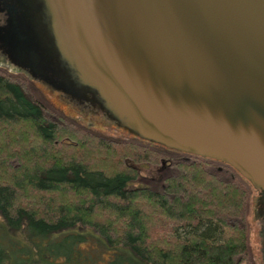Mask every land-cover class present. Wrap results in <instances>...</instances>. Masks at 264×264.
<instances>
[{
	"label": "water",
	"instance_id": "1",
	"mask_svg": "<svg viewBox=\"0 0 264 264\" xmlns=\"http://www.w3.org/2000/svg\"><path fill=\"white\" fill-rule=\"evenodd\" d=\"M11 2L0 47L18 68L51 85L59 62L137 138L264 193V0Z\"/></svg>",
	"mask_w": 264,
	"mask_h": 264
},
{
	"label": "trees",
	"instance_id": "2",
	"mask_svg": "<svg viewBox=\"0 0 264 264\" xmlns=\"http://www.w3.org/2000/svg\"><path fill=\"white\" fill-rule=\"evenodd\" d=\"M137 140L66 121L0 71V264H242L248 188ZM164 161L161 188L130 187Z\"/></svg>",
	"mask_w": 264,
	"mask_h": 264
},
{
	"label": "rangeland",
	"instance_id": "3",
	"mask_svg": "<svg viewBox=\"0 0 264 264\" xmlns=\"http://www.w3.org/2000/svg\"><path fill=\"white\" fill-rule=\"evenodd\" d=\"M38 20L42 22L43 18L39 16ZM41 26L43 28H41V31H43L42 34L45 37V41L47 38L50 41L49 43L46 41V44H48V48L52 53L54 51V46L52 45L50 34L45 25ZM45 57L48 59L47 56ZM55 66L56 73H51L50 79L53 81H50V85L42 80L34 79L33 76L25 70L18 68L17 65L0 50V71L8 75L19 77L30 96L46 106L54 114L83 129L96 132L109 139H123L136 143L138 142L136 136L128 132L124 127H121V120L118 116L105 109L101 101L98 100L96 90L93 87H90L87 83H81V80L74 75L72 69H67V71L63 72L61 64L57 61L54 67ZM58 74H61L63 78H60ZM56 81H58V83H56ZM132 136L136 138V140ZM158 149L164 152L165 149L168 148L161 147ZM179 152L180 151H177L174 154L177 158L188 162L192 160L184 156L182 152ZM92 161L96 162L95 158ZM207 162L209 163V170L216 173L221 178L228 181L243 183L248 188L250 195L247 207L244 211L245 225L248 231V248L247 257L242 264H264V217L262 215L263 209L261 210V206L264 207V193L226 164L212 159H207ZM175 174L176 169L170 166V162L168 161H164L163 168L141 167L138 179L132 182L130 187L161 188L162 184H164L163 181L170 175ZM82 250L84 254H99L102 252V249L95 247L92 242L83 246ZM106 259H109V256L102 257V260Z\"/></svg>",
	"mask_w": 264,
	"mask_h": 264
},
{
	"label": "flooded vegetation",
	"instance_id": "4",
	"mask_svg": "<svg viewBox=\"0 0 264 264\" xmlns=\"http://www.w3.org/2000/svg\"><path fill=\"white\" fill-rule=\"evenodd\" d=\"M11 0H0V27L2 28H7V23H8V12L9 10L11 9ZM10 6V7H9ZM21 22L23 23L24 27H28V19L25 18L24 16V13H21ZM28 21V22H27ZM1 44V43H0ZM0 50L1 47H0ZM181 153V152H180ZM184 156H186L187 158H190V159H199V160H205L207 162V159H202V158H198V157H195V156H192V155H189V154H185V153H182ZM263 209V210H262ZM261 210H262V215L264 217V207L261 206Z\"/></svg>",
	"mask_w": 264,
	"mask_h": 264
}]
</instances>
